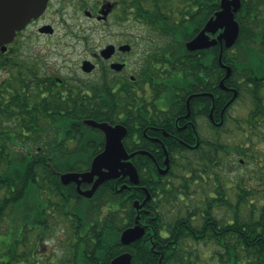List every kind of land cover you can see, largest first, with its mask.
Here are the masks:
<instances>
[{
    "label": "trees",
    "instance_id": "16d2710c",
    "mask_svg": "<svg viewBox=\"0 0 264 264\" xmlns=\"http://www.w3.org/2000/svg\"><path fill=\"white\" fill-rule=\"evenodd\" d=\"M123 1L126 10L128 0ZM220 1L132 0L134 20L153 32L150 38L163 48L161 70L167 75L161 78L157 75L160 84L154 85L158 87L153 88L156 95H161L164 85V94L174 98L176 65L192 62L186 44L220 10ZM236 18L240 37L231 50H225L224 60L235 65L237 74L242 73L239 77L246 81L245 88L253 84L250 92L253 109L228 132L235 134L228 142L239 153L243 151V143L253 145L262 139L264 0H242ZM212 52L217 63L219 48H212ZM142 68L147 69L146 73L157 71L152 63ZM145 79L147 74L139 77L132 92L126 88L116 92L102 88L106 98L102 99L101 113L93 116V120L108 122L120 116H144ZM230 80L236 82L233 77ZM10 83L9 99L0 100V228L6 224V231L16 228L18 235L12 248L4 253L10 258L2 264H36L33 253L38 248L29 238L32 231L29 224L34 223L37 211L41 213V202H46L48 193L54 198L57 216L64 217V209L69 207L65 202L67 191L73 193L75 200L70 209L73 213H69L74 217L69 219L72 233L74 238L84 239L81 258L77 262L67 259L68 264H110L127 251L132 254V264H264V157L252 174L229 179L228 167H232L233 161L226 160L229 147L220 138L221 132L212 142L204 141L203 149L183 164L173 165L171 181L166 180L163 186L155 166L136 164L141 185L150 190L152 199L141 215L146 235L125 247L120 242L121 233L134 225L137 216L134 202L142 201L144 194L119 192L108 182L88 200L76 195L73 186H64L61 174L90 169L89 165L76 164V159L88 158L89 134L85 133L78 142L82 143L79 150L50 149L49 146L60 144L58 135L48 131V120L37 117L39 103L31 87L23 92L13 81ZM94 92L93 87L92 95ZM41 105L45 106L46 101ZM132 134L130 127L129 135ZM146 159L142 155L136 158ZM20 246L23 251H19Z\"/></svg>",
    "mask_w": 264,
    "mask_h": 264
},
{
    "label": "flooded vegetation",
    "instance_id": "af4514ba",
    "mask_svg": "<svg viewBox=\"0 0 264 264\" xmlns=\"http://www.w3.org/2000/svg\"><path fill=\"white\" fill-rule=\"evenodd\" d=\"M126 2L124 10L123 0H49L46 10L22 30L17 31L14 41L6 45L5 50L0 47V100L9 99L7 91H11L9 86L12 81L23 92L31 87L39 103L37 117L48 120V131L58 135L57 141L60 144L51 145L49 148L79 150L82 143L78 142L88 133V158L76 159V164L91 166L94 158L104 151L106 144L105 134L100 129L86 124V121L93 120V116L101 113V102L106 98L101 89L111 88L116 92L119 88H126L132 92L136 80L147 74L144 84L147 103L142 106L145 107V115L128 118L120 116L106 123L112 126L121 125L128 130L123 143L129 154L140 151L151 154L137 153L131 161L135 167L138 163L155 166L163 186L166 180L171 181L170 172L173 165L183 164L188 157L203 149L204 141L212 142L214 131L219 132L225 128L229 122L230 108L246 91L251 92L253 84L250 83L245 88L246 81L239 77L242 73L237 74L235 65L231 66L224 60L225 50H231L234 46L230 49L224 48L223 64L219 62L221 43H218L215 46L219 48L217 63H214V47L191 52L192 62L176 65L174 98L169 99L164 94V85H161V95H156L154 85L160 84L156 79L157 75L160 78L167 75L161 70L163 48L141 49L134 46L132 33L129 32L134 22L132 0ZM70 18L75 19L78 33L76 30L72 31ZM114 28L119 30L113 31ZM89 33H99L104 35V38H101V43H96L95 47L86 45L82 49L76 48V44L90 42ZM218 35L219 33L215 37ZM126 45H130L131 50H123ZM108 48H112L113 52L110 55L103 54ZM155 52L160 54L154 55ZM85 62H89L91 66L86 65L85 68ZM135 62L138 63L137 66L134 65ZM151 63L157 71L146 73L147 69L142 66ZM226 66L232 69L228 78ZM232 77L236 80L235 83L230 80ZM235 95L236 99L232 101ZM43 101H46L45 106L41 105ZM44 109L47 110L46 113H43ZM130 127L132 135H129ZM131 149L134 151L130 152ZM138 155L148 159L136 160ZM240 164L244 165L245 162L240 161ZM167 168L168 171L163 173ZM108 182L114 184L113 187L119 192L141 191L144 199L137 200L141 204L147 197L144 189H147L150 200L152 199L150 190L141 185L140 174L137 186H133L128 177L105 183ZM64 186H73L76 195L88 200L93 199L98 191L93 197L87 198L79 192L76 183ZM122 186L128 187L120 191ZM92 187L93 183H82L80 186L82 191ZM65 193L68 199L65 202L69 205L64 209L67 216H57L54 198L48 193L46 202H41V213L37 211L34 223L29 224L34 231L30 240L39 250L45 240L57 237L53 249L46 256L49 264H68L67 259L77 262L84 251L83 236L74 238L72 224L69 222V219H74L69 215L73 213L70 209L72 210L71 205L75 203L73 193ZM145 206L142 213L146 211ZM59 220L61 221L58 222ZM143 226L146 229L144 224ZM58 228H63L64 234H58ZM38 249L33 253L36 259L39 257ZM56 252L60 253L59 257L54 255ZM4 261L0 254V263Z\"/></svg>",
    "mask_w": 264,
    "mask_h": 264
},
{
    "label": "water",
    "instance_id": "95a60500",
    "mask_svg": "<svg viewBox=\"0 0 264 264\" xmlns=\"http://www.w3.org/2000/svg\"><path fill=\"white\" fill-rule=\"evenodd\" d=\"M48 2L49 0H0V47H3L5 50L6 45L14 41L17 31L22 30L32 19L39 17L46 10ZM241 8L242 0H221L220 10L209 19L197 36L186 44V49L189 52H195L215 47L218 43H221L219 62L223 64L222 56L224 48H232L240 37L241 28L236 15ZM102 12L105 13L104 11ZM218 33L219 35L215 37ZM223 41L225 45H223ZM122 49L131 50V46L126 45ZM112 52V48H108L103 51V54L110 55ZM86 65H90V63L85 62V68ZM226 68L228 69L226 78H228L232 69L227 66ZM222 83H224V80ZM235 99L236 95L232 101ZM86 124L100 129L105 134V149L94 158L89 171L61 174L60 180L62 184L76 183L79 192L87 198L93 197L103 183L118 178L128 177L133 186H137L139 184V173L131 159L137 153L143 155L151 154L146 151L132 154L127 152L123 139L127 136L128 130L124 126H112L109 123H100L95 120H88ZM241 163H244V161L242 160ZM167 171L168 168L162 172L166 173ZM82 183H93V187L82 191L80 188ZM127 187L122 186L120 191ZM144 190L147 194L144 202L141 204L139 201H136L134 204L137 211L135 225L124 230L121 234L120 242L124 246H129L141 240L146 234V229L141 222V213L145 204L150 200V193L147 189ZM110 264H132V255L130 253H123L113 259Z\"/></svg>",
    "mask_w": 264,
    "mask_h": 264
},
{
    "label": "rangeland",
    "instance_id": "374dc122",
    "mask_svg": "<svg viewBox=\"0 0 264 264\" xmlns=\"http://www.w3.org/2000/svg\"><path fill=\"white\" fill-rule=\"evenodd\" d=\"M71 20H69V24L72 26V31L76 30V33L79 32V29H77L76 27V22L74 18H70ZM135 19V18H134ZM60 31H62L61 29H59ZM119 30L117 28H114L113 31ZM129 32L132 33L133 36V44L135 47L137 48H141V49H145V48H155L156 46V39L154 41H152V39L150 38L151 36H154L153 32L148 31L147 28L143 25V24H139L137 23L135 20L132 23V28L129 30ZM82 34V33H81ZM90 36V42L87 44H76V48H83L84 46L88 45L89 47H95L96 43H101V38H104V35H100L99 33H89ZM110 40V39H109ZM158 41V40H157ZM139 51V50H138ZM134 65H138L137 62L134 63ZM253 104L251 101V97H250V92L246 91L241 98L239 99L238 102H236L234 104V106L232 108H230L229 110V122L225 125V128L223 130H220L219 132H215L213 133V137H212V141L215 140L214 138L218 135V133L222 134L220 135V138H222L223 141H225L226 143H228V154L225 155L226 160L229 161H233V165L232 167L229 166L228 167V175H229V179H237L239 177L242 176H247L252 174V169L256 168L261 161L263 160L264 157V118L262 120V124H261V135H262V139L258 138V140L255 144L251 145L250 142H245L242 145L243 151L241 152H237L235 150V146L232 145V143H229L228 139L233 136V135H229V130H232L236 127V121L240 119V121H242L244 118H246L248 116V114L250 113V111L253 109ZM244 161L245 164L241 165L240 161ZM7 226L6 224H4L1 228H0V252L3 253V258L4 260H8L10 257L9 255H4L5 252H7L10 248H12L13 244H14V239H16L17 235H18V230H16V228H11L10 231H6ZM63 228H58L56 229V232H58V234H64V230H62ZM6 231V232H5ZM5 232V233H4ZM34 231H30V235L29 238L31 239V235ZM55 232V233H56ZM28 233V234H29ZM4 234V235H3ZM3 235V236H2ZM57 240V237L55 236L53 238V240L48 239L45 240L43 245L41 246V249H38V258L35 259L36 260V264H49L48 260L46 258L47 254H49L51 252V250L53 249V246L55 244ZM19 251H23L22 247H19ZM54 255H57L58 257L60 256L59 252H56ZM64 259H67V257H64ZM2 264V263H0Z\"/></svg>",
    "mask_w": 264,
    "mask_h": 264
}]
</instances>
